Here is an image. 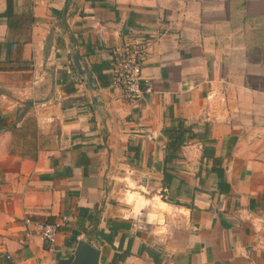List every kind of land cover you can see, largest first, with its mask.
Returning a JSON list of instances; mask_svg holds the SVG:
<instances>
[{
  "label": "crops",
  "instance_id": "obj_1",
  "mask_svg": "<svg viewBox=\"0 0 264 264\" xmlns=\"http://www.w3.org/2000/svg\"><path fill=\"white\" fill-rule=\"evenodd\" d=\"M131 42L138 101L114 83ZM172 118L196 136L165 162ZM117 179L156 195L128 212ZM74 232L100 264H264V0H0V264H56Z\"/></svg>",
  "mask_w": 264,
  "mask_h": 264
},
{
  "label": "built area",
  "instance_id": "obj_2",
  "mask_svg": "<svg viewBox=\"0 0 264 264\" xmlns=\"http://www.w3.org/2000/svg\"><path fill=\"white\" fill-rule=\"evenodd\" d=\"M148 56V49L145 45L138 42L127 44L119 55L117 68L114 74V83L123 88L125 95L138 101L145 98V94L151 92V84L143 85V66ZM68 218L63 216V221ZM30 224L31 220H26ZM43 239L50 243H55L59 232L60 224L57 222H38L37 223ZM115 264H126L117 262Z\"/></svg>",
  "mask_w": 264,
  "mask_h": 264
},
{
  "label": "water",
  "instance_id": "obj_3",
  "mask_svg": "<svg viewBox=\"0 0 264 264\" xmlns=\"http://www.w3.org/2000/svg\"><path fill=\"white\" fill-rule=\"evenodd\" d=\"M75 43L78 47V41L75 38ZM74 63L83 75H86V82L88 88L92 90H98L99 85L97 80L93 77L92 71L81 62V54L78 48H76L73 55ZM97 98L102 100L101 95H97ZM101 248L95 245L88 237H84L78 240L76 248L73 254L67 258L59 260L56 264H100Z\"/></svg>",
  "mask_w": 264,
  "mask_h": 264
},
{
  "label": "trees",
  "instance_id": "obj_4",
  "mask_svg": "<svg viewBox=\"0 0 264 264\" xmlns=\"http://www.w3.org/2000/svg\"><path fill=\"white\" fill-rule=\"evenodd\" d=\"M94 1V0H92ZM173 122L170 126L164 128L165 134L168 137L167 143V152L165 156V162H168L175 157L178 156L177 151L185 145L187 141L193 139L196 134L193 131V128L186 124L185 120L182 118H172ZM215 159L214 161H216ZM222 177V172H220ZM169 176L168 173L165 172V177ZM79 232H74V242H72L71 246L74 248L78 243Z\"/></svg>",
  "mask_w": 264,
  "mask_h": 264
},
{
  "label": "rangeland",
  "instance_id": "obj_5",
  "mask_svg": "<svg viewBox=\"0 0 264 264\" xmlns=\"http://www.w3.org/2000/svg\"><path fill=\"white\" fill-rule=\"evenodd\" d=\"M120 173L122 174L123 172H120ZM125 173H127V172L125 171ZM117 180L119 182H121L120 185L123 183L122 180H119V179H117ZM141 181H144V180L141 179ZM130 191L137 192V195H139V194L141 195L142 194V195H144L147 198H151L153 195H156V194H154L155 193V190H153V189L152 190H149V192H147V191H145V189H142L140 187H137V185L130 186V185H126L125 183H123L122 184V187L120 188V193L123 194L121 196H123V199H124L125 209H128V212H134V213H137V214H138L139 208H136L135 207L138 210H136L134 208L133 203L130 200L131 198H134V197H131L130 196ZM159 199H160V197H159ZM161 199H165V196H161ZM141 206H143L144 208H146V210L144 212V215H139V216H142V218L144 217V219H142V222H143L144 225L142 224V226H145V227L142 228V229H144L146 231V230H149V226L151 227V225L152 226H154V225H156V226H162L163 225V216L153 217L151 215V218H150V216L147 214L148 210H150L151 212L153 211V213L155 212L153 210L151 204L145 203L143 201ZM156 214H158V213H156ZM148 220H151L152 223L149 224L148 223ZM159 222H161V223H159ZM182 232H183V229H182ZM81 238H84V236H81Z\"/></svg>",
  "mask_w": 264,
  "mask_h": 264
}]
</instances>
